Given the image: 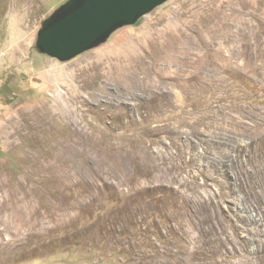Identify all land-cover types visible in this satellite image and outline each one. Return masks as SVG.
I'll return each instance as SVG.
<instances>
[{"label": "rangeland", "instance_id": "rangeland-1", "mask_svg": "<svg viewBox=\"0 0 264 264\" xmlns=\"http://www.w3.org/2000/svg\"><path fill=\"white\" fill-rule=\"evenodd\" d=\"M67 0H0V264H264V0H167L68 61Z\"/></svg>", "mask_w": 264, "mask_h": 264}, {"label": "water", "instance_id": "water-1", "mask_svg": "<svg viewBox=\"0 0 264 264\" xmlns=\"http://www.w3.org/2000/svg\"><path fill=\"white\" fill-rule=\"evenodd\" d=\"M167 0H67L42 21L36 49L60 61L90 50Z\"/></svg>", "mask_w": 264, "mask_h": 264}]
</instances>
